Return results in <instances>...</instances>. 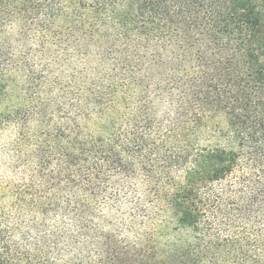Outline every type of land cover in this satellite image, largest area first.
Returning <instances> with one entry per match:
<instances>
[{
    "label": "trees",
    "instance_id": "1",
    "mask_svg": "<svg viewBox=\"0 0 264 264\" xmlns=\"http://www.w3.org/2000/svg\"><path fill=\"white\" fill-rule=\"evenodd\" d=\"M0 98V264H264V0H0Z\"/></svg>",
    "mask_w": 264,
    "mask_h": 264
},
{
    "label": "rangeland",
    "instance_id": "2",
    "mask_svg": "<svg viewBox=\"0 0 264 264\" xmlns=\"http://www.w3.org/2000/svg\"><path fill=\"white\" fill-rule=\"evenodd\" d=\"M2 99V98H0ZM17 100L15 99H11L10 104L12 105H16ZM5 106H8L7 103H0V114L3 112H6V108ZM204 124H206L207 126H209L210 128L213 127H222L223 124V118H217L214 120H206L204 122ZM15 138V134L13 132V130L11 128H8L7 130L3 131L2 134L0 135V150L2 151L4 148L8 149L10 148L11 142L13 141V139ZM6 160V156L3 154V156L0 154V164L3 163V161ZM11 176V171H7L6 169H4L3 167L0 168V178H6Z\"/></svg>",
    "mask_w": 264,
    "mask_h": 264
}]
</instances>
